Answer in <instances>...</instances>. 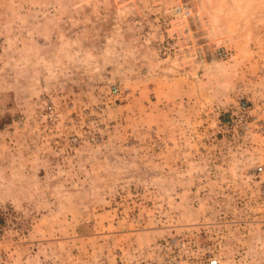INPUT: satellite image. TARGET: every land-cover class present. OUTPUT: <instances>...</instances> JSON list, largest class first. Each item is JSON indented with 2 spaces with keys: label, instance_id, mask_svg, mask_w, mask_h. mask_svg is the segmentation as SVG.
<instances>
[{
  "label": "rangeland",
  "instance_id": "1",
  "mask_svg": "<svg viewBox=\"0 0 264 264\" xmlns=\"http://www.w3.org/2000/svg\"><path fill=\"white\" fill-rule=\"evenodd\" d=\"M210 259L264 264V0H0V264Z\"/></svg>",
  "mask_w": 264,
  "mask_h": 264
},
{
  "label": "built area",
  "instance_id": "2",
  "mask_svg": "<svg viewBox=\"0 0 264 264\" xmlns=\"http://www.w3.org/2000/svg\"><path fill=\"white\" fill-rule=\"evenodd\" d=\"M240 109H241V111H242V113L239 115L240 129H241V130H244V129H246V128L248 127V124H247V122H246V115L244 114V111H245V109H246V104L242 102V103L240 104ZM254 119H255V118L252 117V118L250 119V121H253ZM258 170H260V168H258ZM215 262H216L215 259H210V260H209V264H214Z\"/></svg>",
  "mask_w": 264,
  "mask_h": 264
}]
</instances>
